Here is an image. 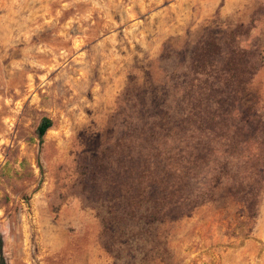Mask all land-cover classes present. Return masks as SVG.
<instances>
[{
	"label": "rangeland",
	"instance_id": "obj_1",
	"mask_svg": "<svg viewBox=\"0 0 264 264\" xmlns=\"http://www.w3.org/2000/svg\"><path fill=\"white\" fill-rule=\"evenodd\" d=\"M249 164L264 0H0L5 264H264Z\"/></svg>",
	"mask_w": 264,
	"mask_h": 264
},
{
	"label": "trees",
	"instance_id": "obj_2",
	"mask_svg": "<svg viewBox=\"0 0 264 264\" xmlns=\"http://www.w3.org/2000/svg\"><path fill=\"white\" fill-rule=\"evenodd\" d=\"M50 126H51V120L49 118H43L38 126L39 138L43 136V134ZM256 170L257 169L255 167L249 164L248 169L245 170L246 174L242 176V179H245L246 181L249 180L254 182L253 184L254 190L249 191L250 195L254 199L256 198L259 191L264 188V173L262 171L259 170L256 171ZM2 246H3L2 238L0 236V262L1 264H5L3 259Z\"/></svg>",
	"mask_w": 264,
	"mask_h": 264
}]
</instances>
